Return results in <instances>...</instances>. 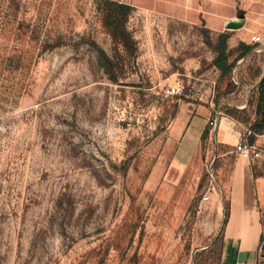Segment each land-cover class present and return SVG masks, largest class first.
I'll list each match as a JSON object with an SVG mask.
<instances>
[{
    "label": "rangeland",
    "instance_id": "1",
    "mask_svg": "<svg viewBox=\"0 0 264 264\" xmlns=\"http://www.w3.org/2000/svg\"><path fill=\"white\" fill-rule=\"evenodd\" d=\"M218 4L244 25L0 0V264H232L224 228L241 165L264 264V0H205ZM223 32L226 74L212 64ZM178 79L183 94H169ZM211 118L247 130L258 156L216 144Z\"/></svg>",
    "mask_w": 264,
    "mask_h": 264
},
{
    "label": "crops",
    "instance_id": "2",
    "mask_svg": "<svg viewBox=\"0 0 264 264\" xmlns=\"http://www.w3.org/2000/svg\"><path fill=\"white\" fill-rule=\"evenodd\" d=\"M115 3L128 5L134 9L153 13L163 17L172 19L196 22L202 20L210 25V27H218L221 21L225 25L228 18L226 16V5L218 4L216 10L212 12L208 6H205V0H109ZM221 3V2H220ZM224 4V3H223ZM224 27V26H223ZM197 119L204 118L206 120L213 117L211 110L203 113L197 111L190 114L187 123L184 126L186 134L193 129L196 131ZM201 117V118H200ZM206 124V123H204ZM203 124V126H204ZM242 130L232 121L227 119L219 120L217 124L216 136L220 140V144L231 148L236 144ZM192 133V134H193ZM241 174V183L237 193L230 202V214L225 224V235L227 248L230 251L237 252V256L241 259L232 264H254L253 249L258 239L257 218L256 214V184L252 176L250 167L241 165L239 171ZM235 247V248H234Z\"/></svg>",
    "mask_w": 264,
    "mask_h": 264
},
{
    "label": "built area",
    "instance_id": "3",
    "mask_svg": "<svg viewBox=\"0 0 264 264\" xmlns=\"http://www.w3.org/2000/svg\"><path fill=\"white\" fill-rule=\"evenodd\" d=\"M252 41L254 42H259L261 41V36L256 35L252 36ZM168 92L169 94H178L181 95L183 94V87L181 85V81L178 79L174 82H172L170 85H168ZM192 94L194 95H199L198 90L192 91ZM217 124L218 122L215 119H210L209 120V125H212L211 130H210V139L213 138L215 143L220 144V140L216 136V131H217ZM233 153L238 155L239 157L243 159H248V160H253L254 157L258 156V152L255 150L254 146L250 143V140L248 138V131L245 130L238 138L236 144L233 147ZM209 196L207 193L204 194L202 200H208Z\"/></svg>",
    "mask_w": 264,
    "mask_h": 264
},
{
    "label": "trees",
    "instance_id": "4",
    "mask_svg": "<svg viewBox=\"0 0 264 264\" xmlns=\"http://www.w3.org/2000/svg\"><path fill=\"white\" fill-rule=\"evenodd\" d=\"M112 3L119 4L115 2H112ZM119 5H121L122 7L126 9L125 14L131 8L128 5H124V4H119ZM227 37H228V33L223 32L219 34L218 43H217V46L215 47L216 56L212 61V64L221 72V74H226L227 72H229L231 65H232V63L229 62L228 60L229 54L227 52V43H226ZM241 46L244 47V52L248 51L251 48L250 46H246L244 44H242ZM263 81H264V78L261 79L260 81L261 84L263 83ZM255 130L256 131L264 130V125L256 127Z\"/></svg>",
    "mask_w": 264,
    "mask_h": 264
},
{
    "label": "water",
    "instance_id": "5",
    "mask_svg": "<svg viewBox=\"0 0 264 264\" xmlns=\"http://www.w3.org/2000/svg\"><path fill=\"white\" fill-rule=\"evenodd\" d=\"M244 25V15L241 14L236 18H232L226 21L224 28L227 30L238 29Z\"/></svg>",
    "mask_w": 264,
    "mask_h": 264
}]
</instances>
